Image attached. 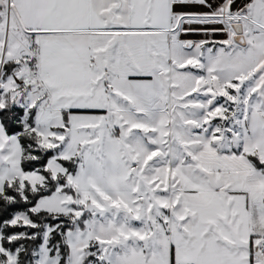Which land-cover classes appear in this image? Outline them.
<instances>
[{"label": "snow or ice", "instance_id": "1", "mask_svg": "<svg viewBox=\"0 0 264 264\" xmlns=\"http://www.w3.org/2000/svg\"><path fill=\"white\" fill-rule=\"evenodd\" d=\"M0 264H264V0H0Z\"/></svg>", "mask_w": 264, "mask_h": 264}]
</instances>
